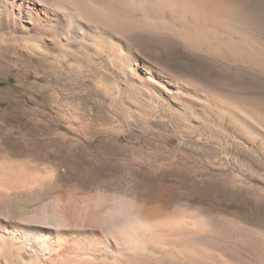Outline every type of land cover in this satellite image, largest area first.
Returning <instances> with one entry per match:
<instances>
[{
    "label": "rangeland",
    "instance_id": "374dc122",
    "mask_svg": "<svg viewBox=\"0 0 264 264\" xmlns=\"http://www.w3.org/2000/svg\"><path fill=\"white\" fill-rule=\"evenodd\" d=\"M216 1H225L258 43L252 45L262 46L250 44L258 55L238 58L245 53L235 52L233 44L240 42L233 40L235 56H202L149 35L136 37V48L156 67L238 102L232 107L264 133V0ZM51 64L6 67L0 74V90L10 96L0 108L17 115L0 121V142L7 140L8 150L17 142L22 153L30 143L41 186L35 189L134 202L192 247L193 252L178 248L192 253L190 259L175 253L178 260L164 264H264V154L258 136L248 137L210 108H194L185 120L153 99L149 104L117 93L114 79L98 65L77 75ZM24 160L23 154L12 158L17 166Z\"/></svg>",
    "mask_w": 264,
    "mask_h": 264
},
{
    "label": "bare ground",
    "instance_id": "6f19581e",
    "mask_svg": "<svg viewBox=\"0 0 264 264\" xmlns=\"http://www.w3.org/2000/svg\"><path fill=\"white\" fill-rule=\"evenodd\" d=\"M215 1L0 0V74L6 67H41L54 61L55 69L59 65L81 75L84 70L92 73L95 64L114 79L117 93L131 99L149 104L153 99L185 120L194 108L229 117L242 133L261 139L264 154V133L232 107L238 102L230 100L232 105L226 97L216 98L211 90L156 67L135 45L136 37L149 35L225 60L235 56L230 52L234 40L240 42L232 43L235 52L245 53L238 58H250L257 51L252 48L260 46L230 15L225 1ZM8 98L9 93L0 90V102ZM7 115L17 116L0 108L1 122ZM257 117L252 119L258 123ZM10 136L7 132L6 138ZM6 141L0 142V264H164V259L178 260L175 253L191 258L178 232L168 234L128 199L122 203L96 192L51 195L46 188L35 189L30 143L22 153L17 142L11 151L6 149ZM22 154L25 160L17 166L12 158Z\"/></svg>",
    "mask_w": 264,
    "mask_h": 264
}]
</instances>
